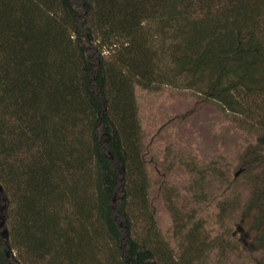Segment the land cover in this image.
Instances as JSON below:
<instances>
[{
    "label": "trees",
    "instance_id": "trees-1",
    "mask_svg": "<svg viewBox=\"0 0 264 264\" xmlns=\"http://www.w3.org/2000/svg\"><path fill=\"white\" fill-rule=\"evenodd\" d=\"M137 86L191 90L248 138L232 178L224 157L180 161L187 186L163 193L175 245L151 204ZM229 187L213 235L203 206ZM245 253L264 264V0H0V264Z\"/></svg>",
    "mask_w": 264,
    "mask_h": 264
},
{
    "label": "rangeland",
    "instance_id": "rangeland-1",
    "mask_svg": "<svg viewBox=\"0 0 264 264\" xmlns=\"http://www.w3.org/2000/svg\"><path fill=\"white\" fill-rule=\"evenodd\" d=\"M135 91L151 180V204L161 232L175 245L163 193L165 188L184 190L187 186L189 175L180 161L188 158L205 165L224 157L231 164L229 174L232 178L248 138L235 130V125L215 104L204 102L191 90L163 86L149 91L137 86ZM223 189L215 194L216 200L204 204L201 213L210 221L208 226L213 235L221 234L229 227L214 224L217 200L232 191L230 187ZM245 255L238 258L235 254L226 264H248L251 257Z\"/></svg>",
    "mask_w": 264,
    "mask_h": 264
}]
</instances>
